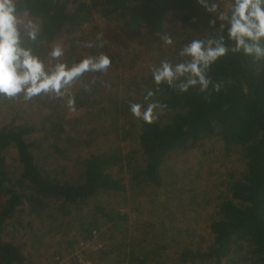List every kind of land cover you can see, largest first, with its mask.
I'll return each mask as SVG.
<instances>
[{
  "label": "trees",
  "instance_id": "16d2710c",
  "mask_svg": "<svg viewBox=\"0 0 264 264\" xmlns=\"http://www.w3.org/2000/svg\"><path fill=\"white\" fill-rule=\"evenodd\" d=\"M216 1L14 0L20 46L48 68L97 58L87 31L96 16L131 38L159 36L173 67L191 62L182 53L193 41L226 52L202 68L206 88L181 91L189 73L171 85L135 76L122 87L89 72L63 96H0V116L10 114L0 124L1 264H49L75 252L91 264H264V54L237 50L229 19L210 11ZM56 47L62 54L52 57ZM131 103L154 104L153 121L135 117ZM211 151L227 163L203 172ZM203 204L212 215L199 230L187 213Z\"/></svg>",
  "mask_w": 264,
  "mask_h": 264
},
{
  "label": "clouds",
  "instance_id": "9594fccd",
  "mask_svg": "<svg viewBox=\"0 0 264 264\" xmlns=\"http://www.w3.org/2000/svg\"><path fill=\"white\" fill-rule=\"evenodd\" d=\"M213 4L210 11L216 10ZM230 18L221 13L220 19H229V36L237 42V50L243 47L246 54L255 52L264 54V48L259 44L264 38V0H232ZM19 20L16 13L14 0H0V96L13 98L23 93L24 99L40 93H55L63 96L73 82L86 73L106 74L111 69V62L106 56L99 58H84L79 63L71 66L58 63L54 68L46 67L45 63L31 49L20 46ZM30 26V25H29ZM35 39V32H29ZM252 41V43H248ZM171 43L170 39H166ZM211 43V42H210ZM226 49L203 46L201 41H193L184 49L182 54L192 57L190 63H181L173 67L168 62H162L160 67L152 73L156 84L167 82L169 85L179 76L189 73L191 77L187 83L181 84V91H186L190 85L199 83L206 88L208 81L203 75L202 68L207 67L220 56ZM62 50L56 47L52 50V57H59ZM198 77L199 79H195ZM151 95V92L148 94ZM146 99V98H145ZM69 110H74L75 99L70 97L67 101ZM154 104L131 103V113L147 123L154 118Z\"/></svg>",
  "mask_w": 264,
  "mask_h": 264
},
{
  "label": "rangeland",
  "instance_id": "374dc122",
  "mask_svg": "<svg viewBox=\"0 0 264 264\" xmlns=\"http://www.w3.org/2000/svg\"><path fill=\"white\" fill-rule=\"evenodd\" d=\"M217 7L216 10L213 11L217 18H220L221 13H224L226 8L229 5L228 0H218L214 3ZM95 23L91 24L89 29L87 31L89 32L90 37L94 38L96 44H99L97 48H93V52L95 55H97V58L100 56H106L109 61L111 62V69L106 73L103 74L105 77H109L111 80H117V77L119 78L118 81L121 83L120 86L126 87L127 82L129 79H133L135 76H143L145 74H152L153 71L160 67L161 63L164 62V58L169 57L167 54L168 52L160 51V41L157 38H151L148 37L147 41L146 39H136L131 38L129 36H125L121 31L116 28L113 24H110L103 18H100L99 16L95 17ZM175 16H171L168 18L166 24H165V31L160 36V39L164 40L163 47L170 46V43L166 42V39L171 40V36L174 35L173 30L171 29L172 24H174ZM78 36H81V34H76ZM162 45V44H161ZM165 50V49H164ZM86 54V53H84ZM85 56V55H84ZM168 60V59H167ZM50 93H45V95H49ZM40 100L46 99L43 93V96L38 97ZM37 99H34V104H28L26 105L25 110H29V108L38 106V103L36 101ZM45 102V101H44ZM43 101L40 103L39 107L42 105ZM45 108V107H44ZM3 111V110H2ZM10 119V114L4 113L0 116V124L3 122H6ZM123 145L126 147H129V143L124 142ZM124 146V148H125ZM210 156L206 159V163L203 165L204 170L203 172H214L216 165L218 164L219 167H223L227 162L226 154L219 155L217 152L211 151ZM209 166V167H208ZM218 167V168H219ZM198 169L195 167H190V170L193 172H196ZM74 171V170H73ZM207 173L205 177L207 176ZM216 174V173H215ZM194 181L198 183V179L195 178ZM202 184H205V179L201 180ZM193 185V184H192ZM196 185V184H195ZM194 185V186H195ZM129 191V190H128ZM131 194V191H129ZM193 194V193H192ZM196 194V193H195ZM193 194V195H195ZM151 195V194H150ZM197 195V194H196ZM130 196V195H129ZM154 195H151L153 197ZM213 194H198V200L201 201L212 197ZM140 200L141 198H137ZM136 198H129L131 202L134 203ZM130 208V207H129ZM188 208L186 209L187 213ZM183 214V213H182ZM189 216L191 215H197L195 221L198 222V228L199 230L204 227V225L207 223L209 218L212 215L211 209H206L205 205L198 207L197 211L192 210L187 213ZM184 215V214H183ZM135 221V216L130 215V223L133 224ZM93 248L97 247L96 243L90 244ZM78 253V252H77Z\"/></svg>",
  "mask_w": 264,
  "mask_h": 264
},
{
  "label": "built area",
  "instance_id": "2783aa9c",
  "mask_svg": "<svg viewBox=\"0 0 264 264\" xmlns=\"http://www.w3.org/2000/svg\"><path fill=\"white\" fill-rule=\"evenodd\" d=\"M93 235H94L93 238H96L98 233L94 231ZM73 262L81 263V264H91L90 262L84 261L83 256L79 252L78 253L75 252L72 255L56 254L54 259L49 264H72ZM0 264H1V261H0Z\"/></svg>",
  "mask_w": 264,
  "mask_h": 264
}]
</instances>
